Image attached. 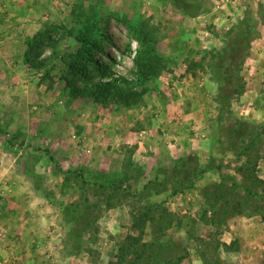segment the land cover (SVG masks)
<instances>
[{
  "label": "rangeland",
  "instance_id": "obj_1",
  "mask_svg": "<svg viewBox=\"0 0 264 264\" xmlns=\"http://www.w3.org/2000/svg\"><path fill=\"white\" fill-rule=\"evenodd\" d=\"M146 34L162 66L142 101L91 98L111 78L97 62L136 76ZM193 108L197 121L184 120ZM248 127L261 133L264 180V0H0V224L35 220L51 264H117L146 211L171 220L164 240L178 244L180 264H264V198L259 212L201 221L205 187L243 182L246 157L230 142L240 128L249 142ZM183 159L207 172L175 193ZM119 185L121 204L91 227L74 220L84 193L103 203Z\"/></svg>",
  "mask_w": 264,
  "mask_h": 264
},
{
  "label": "trees",
  "instance_id": "obj_2",
  "mask_svg": "<svg viewBox=\"0 0 264 264\" xmlns=\"http://www.w3.org/2000/svg\"><path fill=\"white\" fill-rule=\"evenodd\" d=\"M143 39L146 47L143 48L136 59L138 71L134 78L114 77L108 66H105L101 61L97 62L98 67L109 74L111 78L107 82L94 81L93 87L88 91L91 98L100 102L116 101L125 107L138 105L142 101L146 92L145 83L159 75L162 66V58L151 44L154 42L152 36L146 34ZM88 44L91 45L92 43L89 42ZM248 129L247 134L249 137L253 132L249 142L244 139L245 131L243 128H240L239 135L232 133L233 140L230 142V147L237 154L246 157L241 167H239L243 182L239 183L234 177L223 176L220 182H214L205 187L204 201L207 207L203 212V220H201L205 224L220 226L225 224L229 218L248 215L262 209L258 201L264 198V180L258 176V162L261 156L257 148L261 133L258 134L257 131L254 133L253 128L250 127ZM172 171L176 179L173 182L175 193L191 189L196 181L207 172L206 168L201 166L197 159L178 161L173 166ZM114 185L116 186V184ZM82 196L83 199L75 205L74 220L78 224L83 222L84 227H91L94 221L99 220L101 212L121 204L124 198L127 197L121 185L115 187L114 192L102 200L103 203H91L85 193ZM209 213L212 215L209 216ZM149 216L150 213L146 211L142 213L141 220H136L135 225L141 232L138 237L130 236L120 244L117 264H180L183 256L176 252L178 244L164 240V235L170 227L171 220L167 219L166 216H162L161 220H147ZM149 221L153 224L152 234L155 241L143 242L144 228ZM81 227L83 228L82 225ZM218 248L219 244L215 249ZM203 258L209 263L205 255H203ZM213 264H219V261Z\"/></svg>",
  "mask_w": 264,
  "mask_h": 264
},
{
  "label": "crops",
  "instance_id": "obj_3",
  "mask_svg": "<svg viewBox=\"0 0 264 264\" xmlns=\"http://www.w3.org/2000/svg\"><path fill=\"white\" fill-rule=\"evenodd\" d=\"M199 112L200 108L198 112L194 108L191 109L188 116H184V120L189 117L197 121ZM176 127L178 128V125L172 129L175 130ZM154 131L157 133L156 129ZM17 194H23V191L22 187L16 184L15 195ZM16 206L18 203H15L12 208L17 209ZM34 221L26 220L25 215L24 217L15 216L14 220H2L0 232H6L7 236L0 240V264H51L49 252L40 242L42 233Z\"/></svg>",
  "mask_w": 264,
  "mask_h": 264
},
{
  "label": "built area",
  "instance_id": "obj_4",
  "mask_svg": "<svg viewBox=\"0 0 264 264\" xmlns=\"http://www.w3.org/2000/svg\"><path fill=\"white\" fill-rule=\"evenodd\" d=\"M6 232H0V240L7 236Z\"/></svg>",
  "mask_w": 264,
  "mask_h": 264
}]
</instances>
